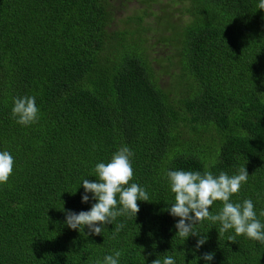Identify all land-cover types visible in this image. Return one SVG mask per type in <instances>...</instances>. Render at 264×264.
Masks as SVG:
<instances>
[{
	"label": "trees",
	"instance_id": "trees-1",
	"mask_svg": "<svg viewBox=\"0 0 264 264\" xmlns=\"http://www.w3.org/2000/svg\"><path fill=\"white\" fill-rule=\"evenodd\" d=\"M120 0H0V151L15 165L0 184V264H264V244L220 224L185 241L167 208L169 170L249 177L233 203L250 198L264 223V10L259 0H150L116 24ZM114 28V29H113ZM165 77H169L165 79ZM35 96L36 123L11 115L15 97ZM127 145L131 183L151 202L102 234L74 230L65 210H90L83 179ZM76 191V192H75ZM72 192H75L74 194ZM222 202L210 211L217 214ZM117 223H124L112 239ZM235 236V242L228 241ZM199 257V259L197 258Z\"/></svg>",
	"mask_w": 264,
	"mask_h": 264
},
{
	"label": "clouds",
	"instance_id": "clouds-1",
	"mask_svg": "<svg viewBox=\"0 0 264 264\" xmlns=\"http://www.w3.org/2000/svg\"><path fill=\"white\" fill-rule=\"evenodd\" d=\"M257 8L264 10V0H259ZM39 112L35 96L14 98L11 115L18 124L29 126L36 123ZM133 155V151L124 145L112 155L109 162H99L95 165L94 173L97 180H82L84 188L82 202L89 201L88 193L92 194V199L96 202L92 204L90 210H82L79 213L62 209L66 212L65 223L69 228L84 231L87 226L89 231L85 233L86 235H100L104 226L113 224L117 217L136 218L140 211L138 201L151 202L144 187L131 183L134 177ZM14 165L15 160L10 152L0 151V184L8 182ZM166 177L174 194V203L167 210L172 216L180 218L175 224L178 229L176 235L184 241L190 235L198 236L196 244L198 249L206 242L207 236L195 231L194 226L209 221L214 225L217 222L220 224L219 234L234 229L235 236L243 235L264 244V223L257 218L253 201L250 198L244 199L242 203L231 201V197L238 194L242 185L248 181L249 173L245 165L239 167L237 174L234 175L224 171L214 175L207 170L203 173L169 170ZM216 201L222 202V208L217 214H213L210 208ZM260 216H264V210H261ZM124 227V223H117L111 238L116 239ZM235 236H229L228 241L235 242ZM121 255V251L106 255L103 264H119ZM213 258L212 252L203 254L206 264ZM151 264H176V261L173 256H165L162 261L159 258L152 260Z\"/></svg>",
	"mask_w": 264,
	"mask_h": 264
},
{
	"label": "rangeland",
	"instance_id": "rangeland-1",
	"mask_svg": "<svg viewBox=\"0 0 264 264\" xmlns=\"http://www.w3.org/2000/svg\"><path fill=\"white\" fill-rule=\"evenodd\" d=\"M167 1V0H166ZM152 4H154L155 9H159L162 6L161 0H150ZM141 5L138 3V1H135L134 3L125 2V0H120L117 2V8L115 10V17H116V24L113 25V27H123L124 24L120 22L121 19L126 20L127 16L132 15L136 9H140ZM114 29V28H113ZM169 77H165V79H168Z\"/></svg>",
	"mask_w": 264,
	"mask_h": 264
}]
</instances>
